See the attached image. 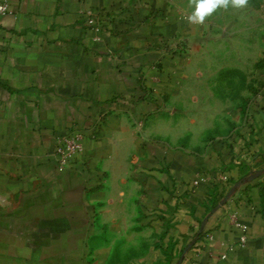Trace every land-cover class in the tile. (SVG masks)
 Wrapping results in <instances>:
<instances>
[{"label":"crops","instance_id":"1","mask_svg":"<svg viewBox=\"0 0 264 264\" xmlns=\"http://www.w3.org/2000/svg\"><path fill=\"white\" fill-rule=\"evenodd\" d=\"M125 1L0 0V264H103L164 224L169 264H264V93L199 155L154 140L191 58L158 48L173 16L130 19ZM147 244L136 264H165Z\"/></svg>","mask_w":264,"mask_h":264},{"label":"rangeland","instance_id":"2","mask_svg":"<svg viewBox=\"0 0 264 264\" xmlns=\"http://www.w3.org/2000/svg\"><path fill=\"white\" fill-rule=\"evenodd\" d=\"M124 3L130 19L136 17L134 13L145 19L173 16L182 27L161 37L158 48L161 53H188L191 58L180 93L159 110L158 121L149 123L151 131H157L154 140L199 155L213 142L239 130L244 132L256 98L264 93V0H249L244 9L219 10L204 25H191L184 19L187 0ZM167 227L164 224L161 232L147 237L165 256V264H169L175 246V242L164 241ZM103 236L99 239L104 246L107 239ZM148 239L144 253L136 254L130 246L126 253L102 252L94 257L96 261L101 258L103 264H136L137 258L147 253Z\"/></svg>","mask_w":264,"mask_h":264},{"label":"clouds","instance_id":"3","mask_svg":"<svg viewBox=\"0 0 264 264\" xmlns=\"http://www.w3.org/2000/svg\"><path fill=\"white\" fill-rule=\"evenodd\" d=\"M249 0H187L184 19L191 25H204L219 10L244 9Z\"/></svg>","mask_w":264,"mask_h":264},{"label":"built area","instance_id":"4","mask_svg":"<svg viewBox=\"0 0 264 264\" xmlns=\"http://www.w3.org/2000/svg\"><path fill=\"white\" fill-rule=\"evenodd\" d=\"M8 5L6 2H0V14L7 12ZM83 133L79 130H72L67 135L58 137L56 140L55 155L59 167H65L72 158L73 154L82 148ZM220 179L226 180V175H221Z\"/></svg>","mask_w":264,"mask_h":264}]
</instances>
